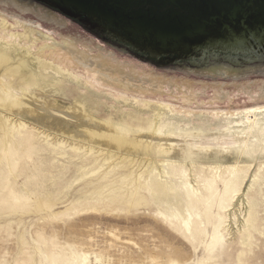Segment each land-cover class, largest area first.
<instances>
[{
  "label": "rangeland",
  "instance_id": "374dc122",
  "mask_svg": "<svg viewBox=\"0 0 264 264\" xmlns=\"http://www.w3.org/2000/svg\"><path fill=\"white\" fill-rule=\"evenodd\" d=\"M5 95L22 108L53 102L45 107L65 118L77 107L128 141L147 137L151 151L113 142L105 161L108 147L97 151ZM209 105L126 89L0 29V114L16 126L7 138L0 128V264H264V98ZM168 135L211 157L189 151L166 160L155 145ZM157 175L172 186L166 198L177 217L149 193ZM185 180L199 214L191 233L173 205ZM249 212L252 229L243 222ZM240 228L251 229L249 245L238 246Z\"/></svg>",
  "mask_w": 264,
  "mask_h": 264
},
{
  "label": "water",
  "instance_id": "95a60500",
  "mask_svg": "<svg viewBox=\"0 0 264 264\" xmlns=\"http://www.w3.org/2000/svg\"><path fill=\"white\" fill-rule=\"evenodd\" d=\"M264 0H0V29L127 89L199 102L264 98V39L225 36Z\"/></svg>",
  "mask_w": 264,
  "mask_h": 264
},
{
  "label": "bare ground",
  "instance_id": "6f19581e",
  "mask_svg": "<svg viewBox=\"0 0 264 264\" xmlns=\"http://www.w3.org/2000/svg\"><path fill=\"white\" fill-rule=\"evenodd\" d=\"M118 86H121V85H118ZM129 90H132V89H129ZM132 91H134V90H132ZM5 97L9 100V103H11L13 107L15 106L16 109L22 110V112L26 111V113H29L35 119L37 118V119H40V120H42L44 122L45 121H49V123H51V125H55L58 129H60L62 131H66L68 133L74 134L75 136L80 137V138L90 139L91 141L97 143V147H98L97 151H102V153H103V150H104L103 147H108V149H106L108 155L104 156V160L105 161L109 157L112 156V153L109 150L110 147H111V146H109L110 145L109 143L112 144L113 142H115V144L118 145V146H120L121 143L126 144V145H128L129 148L127 146L126 147L128 149H130V150L132 149L131 147H136V145H137L136 143L141 142V145H143L146 153L149 154L150 151H151V147H150L151 143L147 140V137H145V138L142 137L144 134L141 136L143 140H140L139 142L138 141L137 142L128 141V140H126L125 137H122L123 135L121 133L120 134H115V131L113 129H111L110 127L108 128V126L104 125L102 122H99L98 120L87 116V114L84 111H82L81 109H79L77 107L68 108L67 110L64 109L63 110L64 113H65L64 115L67 116L65 118L63 116L62 117L56 116L52 112L50 113L49 108L45 107L47 105H52L53 106V104H54L53 102H51V104L46 103L47 105L44 102H42V103H38L37 102L39 105L37 104V105H32V106H30L31 103L29 102L30 103L29 105H27V106L22 108V107H17L15 100L10 99V96L5 95ZM210 103L211 102H207V107L206 108L210 107V105H209ZM203 104H205V103H203ZM67 118H69V119H67ZM250 123L254 124V122H250ZM19 126L20 127L23 126L22 123ZM0 128L2 129V133H3L4 137L7 138V136L12 134V132L16 129V126L12 122H10V119L7 116L0 114ZM113 131H114V133H113ZM201 131L202 130H200V129H192V130H190L191 134H193V135L194 134H199ZM170 134L172 136L173 135L176 136L175 133H170ZM153 135H152V138H153ZM172 136L168 135L165 138H158L157 139L158 143L155 145L156 152L158 154L162 155L163 157H165L166 160H168L169 157H172V158L173 157H176V158L181 157L183 155V152H189V151H192V153H191L192 155H196V153H199V154L202 153V154H206V157H208V158L211 157L212 150L211 149H203L201 145H198L196 148H194V147H191L186 142L183 147L181 146L180 148H178V145H176V143H177L176 141H175L176 143L174 142V143L170 144L171 141H174ZM205 136H206L205 137L206 141L211 140V138L207 137V135H205ZM149 137L151 139V135ZM6 143H7V141H6ZM114 146L115 145H113L112 148L116 147V146L115 147ZM91 149L93 150V148H91ZM97 151H95V153H98ZM218 151L219 152H224L223 149H219ZM232 151H235L236 153H240L242 151V149L241 148H237V150L228 149V150H226L225 153H228L227 155H229V154L232 153ZM98 154H101V153H98ZM167 172L168 171L164 170V173H167ZM233 181L231 183L227 184V186H226L227 189L235 187L233 185ZM182 184H183V187H184V190H185L184 197H180L179 202L176 203V204H173V205H177V209L180 206L181 208H183L185 210V215H183V217L181 218V225H183V228H184L185 231L191 233V231H192V222L195 219L194 217L195 216L199 217V214H198V212H196L194 210L193 200L191 199V197H190V195L188 193V188L190 187L189 181L185 180ZM148 190H149L150 195L159 204L165 206L166 210L172 211V208H171L172 204L166 198V196L173 190L171 185L167 184L166 182H163L161 180V177H159L157 175V177H153L152 179H150V183L148 184ZM232 192H234V191H232ZM141 199L142 198H140V197L139 198H135L134 195H133V197L130 200V202L133 203V204H138V203L141 202ZM172 213H173L174 217H177L179 215V212H177L176 210L172 211ZM237 213L235 211V216L237 218L235 221H237L238 217H239V215ZM229 217H230V215H229ZM253 217H255V216H253L251 214V212H249L248 213V217L243 219V222H245V227H248V228L249 227L250 228L253 227L252 223H254V221H255ZM230 221H231V219H230ZM240 229H242V228H240ZM251 229H245V231L242 229L243 232H245V236H244V238H241V244L238 245L239 247L241 245L242 246L243 245H249L251 243V242H249L250 238L253 237L252 233L249 231ZM254 229L256 231V226H255ZM229 233H230L229 235H232V236H234V234H235L234 230L233 231L229 230ZM241 253H242V251H241ZM241 253H240V255H241Z\"/></svg>",
  "mask_w": 264,
  "mask_h": 264
},
{
  "label": "snow or ice",
  "instance_id": "6c2138e0",
  "mask_svg": "<svg viewBox=\"0 0 264 264\" xmlns=\"http://www.w3.org/2000/svg\"><path fill=\"white\" fill-rule=\"evenodd\" d=\"M225 36L248 38L250 34H257L264 39V24L253 25L246 16L237 15L222 25Z\"/></svg>",
  "mask_w": 264,
  "mask_h": 264
}]
</instances>
